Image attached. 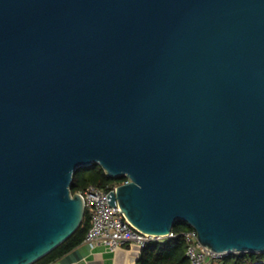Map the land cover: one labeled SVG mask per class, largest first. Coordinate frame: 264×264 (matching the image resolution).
Instances as JSON below:
<instances>
[{"label":"water","instance_id":"obj_1","mask_svg":"<svg viewBox=\"0 0 264 264\" xmlns=\"http://www.w3.org/2000/svg\"><path fill=\"white\" fill-rule=\"evenodd\" d=\"M94 164L136 230L264 254V0H0V264L79 229Z\"/></svg>","mask_w":264,"mask_h":264},{"label":"built area","instance_id":"obj_2","mask_svg":"<svg viewBox=\"0 0 264 264\" xmlns=\"http://www.w3.org/2000/svg\"><path fill=\"white\" fill-rule=\"evenodd\" d=\"M116 187L101 189L90 185L83 192H79L85 202V212L91 217V226L83 241L84 244L91 248L105 247L111 252L123 248H137L141 253L151 242L178 237L173 230L167 237L151 236L136 230L122 213L119 205L116 203L113 207L109 203L111 199H108V195L114 192ZM183 237L187 244L186 255L190 264H216L230 255L203 247L197 231L193 228L185 231Z\"/></svg>","mask_w":264,"mask_h":264},{"label":"trees","instance_id":"obj_3","mask_svg":"<svg viewBox=\"0 0 264 264\" xmlns=\"http://www.w3.org/2000/svg\"><path fill=\"white\" fill-rule=\"evenodd\" d=\"M126 181L127 179L125 177L115 179L107 176L99 165L94 164L79 170L75 174L71 190L73 194H76L83 192L90 185L107 189L124 184ZM90 226L91 217L86 213L79 229L57 249L35 264H53L79 247L83 243ZM191 229L192 227L187 223L179 222L173 228V231L178 234V237L151 242L142 249L138 264H190L189 258L186 255L187 244L183 233ZM216 264H264V254H230Z\"/></svg>","mask_w":264,"mask_h":264},{"label":"crops","instance_id":"obj_4","mask_svg":"<svg viewBox=\"0 0 264 264\" xmlns=\"http://www.w3.org/2000/svg\"><path fill=\"white\" fill-rule=\"evenodd\" d=\"M137 248H123L111 252L105 247L91 248L82 243L53 264H138Z\"/></svg>","mask_w":264,"mask_h":264},{"label":"bare ground","instance_id":"obj_5","mask_svg":"<svg viewBox=\"0 0 264 264\" xmlns=\"http://www.w3.org/2000/svg\"><path fill=\"white\" fill-rule=\"evenodd\" d=\"M218 253H220V252H218Z\"/></svg>","mask_w":264,"mask_h":264}]
</instances>
